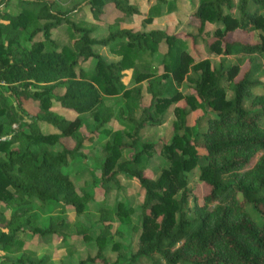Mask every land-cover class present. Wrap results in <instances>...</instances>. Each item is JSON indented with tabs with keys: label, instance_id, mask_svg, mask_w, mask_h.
<instances>
[{
	"label": "trees",
	"instance_id": "16d2710c",
	"mask_svg": "<svg viewBox=\"0 0 264 264\" xmlns=\"http://www.w3.org/2000/svg\"><path fill=\"white\" fill-rule=\"evenodd\" d=\"M11 1H15V12L0 10V203H16L17 207L9 217L0 210V264H44L48 260H35L27 250L14 259L4 255L12 248H21L28 234L52 236L66 226L63 219H51L46 228L30 226L34 202L72 206L76 213L83 210L86 197L77 193L72 179L62 170L83 138L78 137L72 149L63 147L55 153L50 149L61 138L78 134L82 119L51 110V100L56 99L60 107L77 115L90 112L93 131L104 130L114 116L105 97L131 95L134 103L141 98L140 87L125 88L124 72L132 69L135 82L149 80L151 106L161 114L181 95L173 91L161 96L156 78L160 66V78L171 75L177 83L187 78L190 69H200L199 78L188 76L194 86L185 100L191 105L200 100L211 112L201 117L205 127H184L168 142L159 143L160 154L169 164L156 177L145 173L144 167V156L152 154L154 144L143 143L130 158L120 159L122 147L138 146L142 127L161 122L150 112L151 106L143 107L144 117L139 121L126 115L123 120L131 131L116 129L112 140L105 143L107 153L95 182L115 180L116 174L123 173L135 179L144 192L141 233L131 258L159 257L166 264H264V127L260 124L264 104L244 107L251 88L258 84L254 73L259 68L264 70V15L258 11L264 0H198L192 13L199 21V31L207 22L221 25L204 40L208 50L225 56L262 57L260 63L249 57V66L239 79L238 64L214 69L204 59L190 66L192 57L177 44L176 35L160 29L137 32L122 26L126 19L141 13L129 0H86L94 18L110 13L108 33L101 39L92 37L90 28L71 21V9L61 13L48 0H0V5ZM151 1L155 2L152 10V6L166 2ZM64 24L70 45H61L52 34ZM253 31L259 42L251 43ZM162 36L167 50L161 65L143 62L142 56L151 57ZM95 45L106 46L121 58L107 62L93 50ZM91 59L94 65L87 71L85 66ZM76 65H80L79 73ZM222 79L233 93L230 98L220 84ZM26 97L36 100L34 113L24 110L22 99ZM256 100L262 102L263 98ZM15 122L19 123L11 129ZM42 124L57 131H44ZM124 136L130 142L126 143ZM256 154L259 157L250 167ZM196 167L209 188L201 201L187 189L188 173ZM189 200L191 216L185 211ZM118 210L125 211L120 203ZM96 240L101 250L103 236ZM153 264L158 263L154 260Z\"/></svg>",
	"mask_w": 264,
	"mask_h": 264
},
{
	"label": "rangeland",
	"instance_id": "374dc122",
	"mask_svg": "<svg viewBox=\"0 0 264 264\" xmlns=\"http://www.w3.org/2000/svg\"><path fill=\"white\" fill-rule=\"evenodd\" d=\"M53 2V8L61 13L71 9L69 19L80 26H86L91 29V36L97 39L105 37L108 33L107 22L110 19V13L105 14L101 19L94 18L86 0H48ZM137 5L141 11L139 15H132L122 23V26L132 28L137 32H148L154 29L165 31L167 35H176L177 44L187 52L191 57V65L201 60L207 59L214 69L221 67L224 70L231 64H238L240 67L239 79L243 71L249 66V57L256 63H260L262 57L260 55H231L215 53L208 50L204 40L213 36L218 23L207 22L204 29L198 30L199 21H197L192 13L195 11L198 0H166L161 5L152 6L154 1L151 0H129ZM108 10L114 11L111 6H107ZM7 12H15V1L7 4ZM227 12L226 9H224ZM259 13L264 15V5L259 8ZM115 13V11H114ZM237 15V11H234ZM66 25H60L56 30L52 31L53 37L61 44L70 45L71 37ZM160 41L152 56L144 54L142 59L151 61V65H161L160 63L166 55L167 45L163 36L159 37ZM259 36L256 31L252 32L251 43L259 42ZM93 50L104 57L107 62H115L121 58L120 55L111 51L108 47L102 45L93 46ZM137 62V59L133 60ZM94 65L91 59L85 66L90 71ZM80 65H76L75 71L79 73ZM201 70H189L187 78L185 77L180 83L171 79V75L166 78H160L163 70L158 71L156 78L158 81V90L161 96H168L173 91H178L181 97L170 104L163 113L154 111L151 106L152 95L149 91V80L135 82L132 78V69L124 72L123 81L126 89L134 90L140 87V100L136 103L132 102L131 95L105 97V104L110 105L113 109L114 116L104 130L93 131L94 122L90 112L81 113L79 115L68 111L59 106L56 99L51 100V110L61 113L65 117L74 118L79 116L82 124L79 127L78 134L70 137L61 138L59 142L50 146L53 153L61 150L63 147L72 149L78 137H82V143L79 150L72 159H68L67 165L62 167L72 179L77 193L85 196V203L81 213H76L72 206H61L58 204H50L42 206L37 202L33 203L30 226L46 228L51 219L57 221L64 220L66 226L61 229L58 234L52 236H32L26 235L24 244L21 248H12L4 255L11 259L19 257L23 251L27 250L31 257L35 260L47 257L48 260L44 264H166L159 257L153 258H131V255L137 250L138 239L141 233V204L144 192L140 188L139 183L125 176L123 173L115 175V180L104 181L100 184L95 182V178L101 175L102 162L106 156L105 143L112 140V133L119 129L126 133L131 131L132 127L124 121L126 115H131L138 121L144 117L143 107L151 106L150 112L156 118H160L161 122L156 125H145L139 131V143L135 148L122 147L120 159H128L134 151H139L143 143L154 144L152 154L144 156L145 173L154 177L168 166V160L160 154L159 143L168 142L175 131H182L184 127H205V123L201 120L204 113L211 112L209 108L200 100L194 102L193 105L188 104L185 96L189 95L194 86L193 82L188 79L199 78ZM258 80V84L251 88L250 95L244 103L246 109L259 108L264 104V70L259 68L253 76ZM155 81L152 85L155 87ZM220 84L225 88L228 98L233 96L232 91L228 88L226 80L222 79ZM61 90L58 92L60 93ZM256 97H262L263 101L259 102ZM22 104L25 111L34 113L37 109L36 100L31 98H23ZM176 112V113H175ZM120 113V116L118 114ZM200 118V119H199ZM19 122L12 124L11 129L16 128ZM260 124L264 127V118L260 120ZM41 129L44 131H57L55 127L48 124H42ZM126 143L130 142L128 137L124 136ZM156 145V146H155ZM200 157L203 152L199 151ZM259 154H256L250 162V167L254 165ZM202 163L203 160L200 161ZM247 169L243 170L246 171ZM241 171L239 174H241ZM187 189L189 195H194L201 201L209 188L199 178V170L196 167L188 173ZM124 207L122 213L118 210V204ZM192 201L189 200L185 206L187 216H191L190 207ZM16 203L2 204L0 210L6 217L14 213ZM248 210H251L249 207ZM28 214L24 215V220ZM84 234L88 238L84 237ZM98 235L103 236V246L99 250V243L96 240Z\"/></svg>",
	"mask_w": 264,
	"mask_h": 264
},
{
	"label": "crops",
	"instance_id": "0c3cea01",
	"mask_svg": "<svg viewBox=\"0 0 264 264\" xmlns=\"http://www.w3.org/2000/svg\"><path fill=\"white\" fill-rule=\"evenodd\" d=\"M0 10H6V5H4V3L2 5H0ZM9 12H11V11H9ZM11 13H13V12H11ZM49 131L53 132L52 130H49Z\"/></svg>",
	"mask_w": 264,
	"mask_h": 264
}]
</instances>
